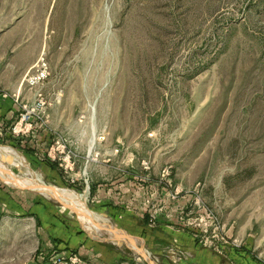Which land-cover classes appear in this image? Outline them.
Wrapping results in <instances>:
<instances>
[{"label": "rangeland", "instance_id": "1", "mask_svg": "<svg viewBox=\"0 0 264 264\" xmlns=\"http://www.w3.org/2000/svg\"><path fill=\"white\" fill-rule=\"evenodd\" d=\"M43 63L46 77L29 86ZM3 85L28 107L41 94L34 133L47 130L42 151L59 168L69 154L74 167L131 170L146 181L139 203L154 222L180 199L179 224L196 227V216L211 214L219 234L230 227L264 259V0H0ZM0 146L23 160L31 174L20 177L72 190L169 264L163 234L153 244L131 218L113 220L90 202L88 189L56 184L22 150ZM3 172L0 195H12L0 196V264H147Z\"/></svg>", "mask_w": 264, "mask_h": 264}, {"label": "crops", "instance_id": "2", "mask_svg": "<svg viewBox=\"0 0 264 264\" xmlns=\"http://www.w3.org/2000/svg\"><path fill=\"white\" fill-rule=\"evenodd\" d=\"M8 91H10L9 87L4 85L0 87V141L16 146L30 161H36L38 167L45 176L51 178L52 182L65 185H70L72 182L71 184L78 190L88 189L90 202L106 208L111 219H118L119 216L131 218L144 238L151 239L153 244H159L158 236L163 234L162 238L167 243L164 251L168 253L169 264H264V259L258 257L253 250L251 251L247 244L248 240L235 234L230 227L225 228L220 234L222 237H219L213 236L212 228L204 233L199 224H196V227L179 224L176 217L177 210L187 203L184 202L181 206L180 199L171 202V206L166 205L165 213L153 223V225L156 224L155 226L151 225L147 201L141 206L139 203V191L146 181L138 178L131 170L125 172L117 166H75L73 171L67 172L59 168L46 151H42L46 140H49L47 130L39 131L38 135L35 133L27 136L11 134L10 127L16 118L17 106L22 103L15 102ZM13 94L17 95L19 101V94ZM2 193L3 195L0 196L6 199L12 195L8 190ZM195 219H198L197 216ZM129 234L134 233L129 232ZM202 235L209 238L207 243L201 241ZM105 242L111 246L117 245L113 241ZM96 243L102 245V241ZM126 247L131 249L128 245Z\"/></svg>", "mask_w": 264, "mask_h": 264}, {"label": "bare ground", "instance_id": "3", "mask_svg": "<svg viewBox=\"0 0 264 264\" xmlns=\"http://www.w3.org/2000/svg\"><path fill=\"white\" fill-rule=\"evenodd\" d=\"M91 145H92V139H91L90 146H89L90 149H91ZM4 158L8 159V161L10 163H12L16 168H19L20 172H23L24 174L25 173L31 174L27 170L24 171L23 160L17 158L16 155L13 153H6V150L0 146V166H1L2 170L4 171L1 175H2V178L4 179V181H6L9 184L14 185V187H18L20 185L21 186H32V188H33L32 190L37 191L43 195L55 197L57 199H60L61 201H63V200L67 201L68 203H66L64 201L63 202L67 205L77 207L76 209L79 212L78 218L82 221V223L85 224V226L87 228L93 229L99 234L103 231L102 225H103L104 221L99 216H97L95 213H93L92 211H90L86 207L83 199H79V198H76L75 196H73L74 194H76L75 192H73L72 190L63 189V188H59V187H55V190H50L48 188L47 184L44 183V181H42L40 176L39 175L37 176V174H36L37 172L35 173L36 177L34 179H29V178L24 179V178L20 177L17 174V172H15L14 170L12 171L11 170L12 168L11 169L7 168L5 161H4ZM18 173H19V171H18ZM104 223H106V221ZM129 244L130 243H128V246H130ZM132 245L135 246L136 249H137V246H139V245H137L136 242H135V244H132ZM130 248L132 250H134V248H132L131 246H130Z\"/></svg>", "mask_w": 264, "mask_h": 264}, {"label": "built area", "instance_id": "4", "mask_svg": "<svg viewBox=\"0 0 264 264\" xmlns=\"http://www.w3.org/2000/svg\"><path fill=\"white\" fill-rule=\"evenodd\" d=\"M43 66L39 68V70L28 76L26 82L28 83L29 86H35L37 85L44 77H46V74L44 73L45 71V63L42 64ZM12 97L15 99V102H18V97L15 94H12ZM44 104L43 98L41 96L40 93L36 94V102L35 104H33V106L28 107L26 104H21L19 105V114L16 117L15 121L13 122V124L10 127V132L12 135L15 136H27L30 134L34 133V130L37 127V124L39 123L38 121L40 120V116H34L35 115V111L38 110V113L40 112V108L41 106ZM99 140H103L104 139V135L102 136H98ZM52 160L55 159L54 156H51L50 153L47 154ZM90 154H88L87 158H90ZM64 160L66 161V165L64 166L65 171L67 172H71L74 169L73 163L70 162V155L68 154L66 156V158H64ZM145 168H148V166H144ZM166 170H164L163 174L165 175ZM200 216L195 225L199 224L202 228H203V232L206 233L208 232V227L212 226L213 229V236H221L218 232L222 229L221 226H219V222L217 220V218L211 214H206ZM150 223H154V215L150 214ZM202 242L207 243L208 242V237L205 235H202ZM233 243H236L235 241H233Z\"/></svg>", "mask_w": 264, "mask_h": 264}, {"label": "water", "instance_id": "5", "mask_svg": "<svg viewBox=\"0 0 264 264\" xmlns=\"http://www.w3.org/2000/svg\"><path fill=\"white\" fill-rule=\"evenodd\" d=\"M7 164H12V163H7ZM14 171H17V172L19 171V173H23V172H20V170L16 167ZM47 186L50 190H55V186L51 184H47ZM16 188L23 189V190L33 189L32 186H21V185ZM53 198L61 205L62 208L73 212L77 217L79 216L78 210L73 208V206L65 204L60 199H57L55 197ZM102 229H103V232L105 233V237L103 238V241H113V242H121V243L123 242L126 245H128V243L135 244V241L137 238L136 236H133L127 232H124L118 228H114L113 226L105 224V223L102 225ZM88 234L91 235L90 233ZM133 251L138 256H140L143 260H145L147 264H156V262L150 257V255L144 249L143 243L137 246V249L136 250L134 249Z\"/></svg>", "mask_w": 264, "mask_h": 264}]
</instances>
